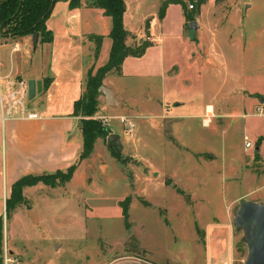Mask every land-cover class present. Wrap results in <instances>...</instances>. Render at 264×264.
<instances>
[{
    "label": "crops",
    "instance_id": "1",
    "mask_svg": "<svg viewBox=\"0 0 264 264\" xmlns=\"http://www.w3.org/2000/svg\"><path fill=\"white\" fill-rule=\"evenodd\" d=\"M163 1L125 0L123 22L131 34L126 43L131 45L147 40L150 46L143 56H129L125 58L120 70L113 69L105 75L103 84L117 93L119 105L108 106L105 96L101 94L99 100L102 102V111L106 115L125 114L134 119L151 117L152 122L141 121L139 124L150 125L157 130L159 143L174 147L164 154V161L173 163L178 157L183 158L185 155H178L181 154L178 151L181 145L185 148L182 150L191 152L190 156L208 163L210 158L204 154L211 152L207 148L211 138L210 135H204L202 129L210 128L216 132L225 124L228 115L233 112L245 113L248 109L255 110L260 107L259 103L264 97V87L248 89L242 79L238 78V73L237 78L228 77L226 61L219 49L224 43L221 38L225 37L231 44L239 45L237 62L240 71L243 65L250 62L249 59L248 62L245 60L246 43L254 39L246 29L249 25L222 27L213 21L207 22L204 8L211 0L202 6L200 13L191 21L187 20L179 3L169 4L165 15L160 17L159 10ZM174 10L182 14L177 24L168 23ZM192 21L198 23L193 33L190 28ZM47 28L53 34L52 40L43 41L39 36L36 49L33 46V35L0 38V76L29 75L30 80H35L37 93L34 98L37 99L34 109L39 113L35 119L2 121L0 109V223L7 200L11 197L12 186L17 180L25 175L66 171L78 160L84 138L82 116L74 114L75 103L85 92V80L90 68L97 71L110 58L112 18L105 14L103 8L89 6L86 0L77 7L71 6L70 0H58L47 20ZM181 57L185 58V63L181 62ZM129 87L134 90V96L129 95ZM111 126L116 127L113 123ZM113 127L108 128V137L116 135L118 152L124 153L131 140L128 138L122 141L121 135ZM141 134L142 131L139 136ZM258 135L256 153L251 160L264 167V140L259 146L257 144L264 134ZM104 138L101 136L96 139L92 154L79 163L71 180L55 187L43 182L26 186L25 197L30 191L44 192L46 189L56 190L61 187L68 192L71 189L80 191L90 187L95 176L100 174L96 169L97 161L105 158V154L97 153L98 143L101 141L109 149ZM136 138L132 141H136ZM244 149L248 152L246 141ZM125 157L134 155L129 152L123 155ZM112 158L113 167L107 173L112 172L125 181L133 183L138 179L139 182L149 184L161 178L166 184L174 183L172 173L151 164L147 166L149 170H137L131 178L126 164H122L118 157L112 155ZM214 158L212 155L211 159ZM244 163L250 162L244 160ZM133 193L143 196L148 205L135 196L138 202L153 206L146 196ZM244 197L246 194L240 195L237 201ZM260 200L263 198L255 201ZM232 213L231 209L229 217ZM35 215L36 223L39 224L41 216L37 209ZM220 232L222 230L214 229L212 235L218 239L215 235ZM205 257L208 258L207 255ZM219 258V264H227L226 255L221 250ZM211 259L208 264H212Z\"/></svg>",
    "mask_w": 264,
    "mask_h": 264
},
{
    "label": "rangeland",
    "instance_id": "2",
    "mask_svg": "<svg viewBox=\"0 0 264 264\" xmlns=\"http://www.w3.org/2000/svg\"><path fill=\"white\" fill-rule=\"evenodd\" d=\"M196 1H185L193 18L198 10L191 9L190 5ZM181 15L174 10L168 23H179ZM204 15L207 22L213 21L222 27L249 25L246 29L254 40L246 43L245 60L250 62L242 66V71L238 69L240 47L237 43L231 44L222 37L224 43L219 49L229 78H237L238 73L248 89L264 87V0H215L214 3L211 0L205 5ZM181 62L185 63L184 57ZM91 70L92 74L97 72L92 68L88 71L85 91ZM24 77L30 80L29 75ZM129 88V95L134 96V90ZM99 96L97 112L91 116L94 119L106 115ZM36 99L31 100L33 108H36ZM259 106L264 112L263 99ZM255 112L257 109L241 114L233 112L216 132L202 129L211 138L207 145L211 152L204 154L210 158L208 163L193 158L181 145L178 155H185L183 158L178 157L173 163L164 161V154L174 147L159 143L160 136L150 125L139 124L152 122L151 117L135 119L136 128L132 133L118 119H113L111 123L116 127H109L119 132L122 141L131 140L123 155L130 152L134 157L123 158L118 152L117 139L110 143V136L105 135V145L111 151L101 141L98 143L97 153L105 154V158L97 161L98 167L95 166L100 174L90 187L68 192L60 187L24 195L23 201L4 212L0 264H203L209 263L211 257L212 264H219L220 250L225 253L227 264H244L248 249L243 234L234 226V210L244 199L263 198L260 201L264 202V167L251 160L256 153L258 134H264V114L252 116ZM245 128L249 130L246 134ZM245 136L254 143L247 148L248 152L244 149ZM262 150L264 155V143ZM112 155L126 164L131 178L137 170H149L147 166L151 164L172 173L174 183L166 184L161 178L149 184L138 179L130 183L112 172L107 173L113 167ZM244 160L250 163L245 164ZM177 189H182L186 196ZM133 192L146 196L153 206L138 202L136 197L148 205L143 196ZM245 194L244 199L237 201ZM126 198L130 200L129 229L123 211ZM32 208L41 216L39 224L33 223L28 214ZM231 209L233 213L229 217ZM217 228L222 230L219 234L213 233L218 239L212 235V230ZM132 235L137 239V248L129 241ZM127 247L133 249L128 251Z\"/></svg>",
    "mask_w": 264,
    "mask_h": 264
},
{
    "label": "trees",
    "instance_id": "3",
    "mask_svg": "<svg viewBox=\"0 0 264 264\" xmlns=\"http://www.w3.org/2000/svg\"><path fill=\"white\" fill-rule=\"evenodd\" d=\"M58 0H0V38L2 37H19L24 35H33L39 33L43 41H51L53 34L47 28V20L51 15L53 7ZM71 6H80L83 0H70ZM208 0H197L194 8H197L199 14L201 8ZM89 6L103 8L105 14L112 18V29L110 37L112 39V47L110 58L108 62L101 66L95 74L89 75L87 83V91L75 103V115L82 116V132H83V149L79 155L78 160L73 163L66 171L58 170L54 173H46L40 175H25L17 180L12 186L11 197L7 200L6 212L13 209L16 202H21L24 199V188L26 186L34 185L40 181L53 187L65 184L73 177L76 167L85 158H88L94 149L95 141L98 137L109 135L110 131L105 127L101 121L94 119L91 116L97 112L99 87L103 85L105 75L115 69L120 70L125 58L129 56L140 57L143 56L150 46L146 40L143 43H135L128 45L126 40L129 31L124 26L123 16L126 11L125 0H86ZM179 3L182 5L187 20H193L191 13L188 11L187 3L184 0H165L161 4L159 16L165 15L169 4ZM148 24V23H147ZM101 40V39H100ZM264 140V137L258 139V145ZM181 194L185 192L177 189ZM188 198V197H187ZM189 199V198H188ZM130 200L126 198L123 201V211L126 218V226L129 229L131 223L129 222L128 204ZM3 221L0 223V249L3 242ZM132 240L133 247L137 248V239L134 235L130 236L129 241ZM127 241V243H129ZM128 246V245H127ZM133 248H128L130 251ZM134 251H136L134 249Z\"/></svg>",
    "mask_w": 264,
    "mask_h": 264
},
{
    "label": "water",
    "instance_id": "4",
    "mask_svg": "<svg viewBox=\"0 0 264 264\" xmlns=\"http://www.w3.org/2000/svg\"><path fill=\"white\" fill-rule=\"evenodd\" d=\"M198 27L197 21L190 22L192 31ZM39 33L32 36L33 46L36 49L39 42ZM143 42V40H142ZM30 98L33 99L37 93V82L29 81ZM99 93L104 95L107 105L117 107L119 101L116 99L117 93L105 86L101 85L98 89ZM264 101V97L262 98ZM117 139L116 135L109 138L110 143ZM35 208L29 210L33 222H37ZM234 226L237 231L243 234V240L247 245L248 254L244 264H264V202L251 199H244L234 210Z\"/></svg>",
    "mask_w": 264,
    "mask_h": 264
},
{
    "label": "built area",
    "instance_id": "5",
    "mask_svg": "<svg viewBox=\"0 0 264 264\" xmlns=\"http://www.w3.org/2000/svg\"><path fill=\"white\" fill-rule=\"evenodd\" d=\"M190 8H194L191 4ZM30 98L29 80L25 77L4 75L0 76V109L1 119H35L39 113L32 107ZM255 115H262L264 112L261 107L257 108ZM207 118H209L207 116ZM96 119L109 128L113 119H118L127 132L132 133L136 128L135 119L131 116L121 114L117 116L98 115ZM246 147L253 146V141L249 136H245ZM16 264V263H15Z\"/></svg>",
    "mask_w": 264,
    "mask_h": 264
}]
</instances>
